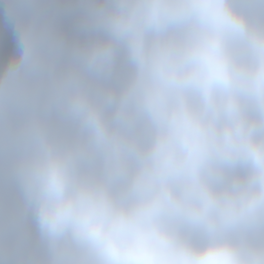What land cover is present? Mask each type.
Returning a JSON list of instances; mask_svg holds the SVG:
<instances>
[{
	"label": "clouds",
	"instance_id": "9594fccd",
	"mask_svg": "<svg viewBox=\"0 0 264 264\" xmlns=\"http://www.w3.org/2000/svg\"><path fill=\"white\" fill-rule=\"evenodd\" d=\"M0 264H264V0H0Z\"/></svg>",
	"mask_w": 264,
	"mask_h": 264
}]
</instances>
